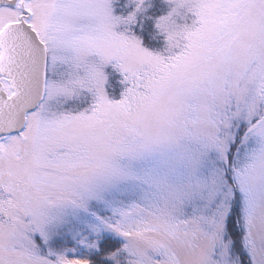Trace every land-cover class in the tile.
<instances>
[{
  "label": "snow or ice",
  "instance_id": "snow-or-ice-1",
  "mask_svg": "<svg viewBox=\"0 0 264 264\" xmlns=\"http://www.w3.org/2000/svg\"><path fill=\"white\" fill-rule=\"evenodd\" d=\"M0 264H264V0H0Z\"/></svg>",
  "mask_w": 264,
  "mask_h": 264
}]
</instances>
